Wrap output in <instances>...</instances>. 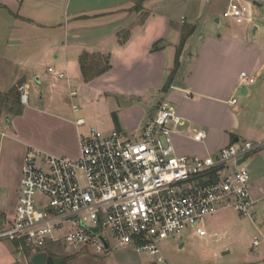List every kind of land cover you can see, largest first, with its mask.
<instances>
[{
  "label": "crops",
  "instance_id": "crops-1",
  "mask_svg": "<svg viewBox=\"0 0 264 264\" xmlns=\"http://www.w3.org/2000/svg\"><path fill=\"white\" fill-rule=\"evenodd\" d=\"M239 1L251 9L252 21L244 22L245 30L214 32L210 28L201 35L196 22L207 13L221 27L220 15L230 0H0V91L8 92L21 81L33 91L28 104H22L21 116L10 121L5 116L0 147L7 144V138L11 148L22 149L23 155L35 148L77 159L80 137L88 132L81 129L86 120L73 119L65 102L77 114L80 109L74 98L89 101L91 92L100 102L102 95L108 101L144 99L153 91L161 93L154 109L166 101L186 120L174 136L179 154L206 156L242 139L264 143V40L257 37L264 27V0ZM186 26L195 27V33L187 41L173 84L163 93ZM159 42V50L152 51ZM83 53L108 57L112 68L85 82L80 66ZM49 68L67 78L58 80ZM244 71L256 82L238 90ZM145 117L128 122L118 116L116 128L140 131ZM200 130L207 133L201 143L192 138ZM22 163L23 158L18 191ZM248 167L256 201L255 219L250 220L254 231L247 233L243 227L237 231L235 241L242 248L234 264H264V148L250 156ZM227 210L213 217L225 238L233 226L223 215ZM7 214L0 215L2 230L12 217ZM256 238L258 246L254 245ZM226 245L223 256L232 253V246ZM19 263L12 249L0 242V264Z\"/></svg>",
  "mask_w": 264,
  "mask_h": 264
},
{
  "label": "built area",
  "instance_id": "built-area-1",
  "mask_svg": "<svg viewBox=\"0 0 264 264\" xmlns=\"http://www.w3.org/2000/svg\"><path fill=\"white\" fill-rule=\"evenodd\" d=\"M224 17L237 24L252 21L250 7L239 0H230ZM48 72L58 80L67 78L53 68ZM255 82L253 75L241 72L238 90ZM29 90L19 87L23 105ZM185 122L163 101L133 138L119 128H91L80 137L77 159L28 148L17 203L0 240L18 243L15 249L29 257L50 256L52 245L75 252L91 248L97 255L108 254L113 246H131L165 264L162 243L182 240L191 230L205 238L206 217L231 209L253 221L256 201L248 159L264 143L238 141L206 156L182 155L174 136ZM192 138L201 143L207 133L195 131Z\"/></svg>",
  "mask_w": 264,
  "mask_h": 264
},
{
  "label": "rangeland",
  "instance_id": "rangeland-1",
  "mask_svg": "<svg viewBox=\"0 0 264 264\" xmlns=\"http://www.w3.org/2000/svg\"><path fill=\"white\" fill-rule=\"evenodd\" d=\"M221 27L217 25L208 14H204L202 19L196 22L201 35H205L207 29L212 28L214 32H226L228 30H245L246 23L237 24L224 17V12L220 15ZM263 26V24H260ZM250 38H254L251 29L248 30ZM260 40H264V27L260 33L257 34ZM259 84L261 81L258 82ZM258 84V85H259ZM254 87H251L253 90ZM30 95L33 94L32 89L29 90ZM161 93L158 91L149 92L144 99L140 98H122L115 97L108 101V97L102 95L98 97L100 102H97V97L91 92L89 101H79V97L74 98V104L79 106L80 111L74 114L72 105L69 101L65 102V110L70 113L73 119L75 116L84 117L86 124L81 126V129L90 131L91 128H96L103 132H110L116 128L115 117L120 116L123 121L132 122L143 115H153L156 109L155 105L160 99ZM149 114V115H148ZM5 116L0 121V126L5 123ZM5 129V128H4ZM125 133L128 137L133 138L139 134L140 131L131 130L129 127H124ZM2 127H0V141L4 139L1 136ZM87 132V133H88ZM86 133V134H87ZM84 134V135H86ZM42 138V136H40ZM45 139V138H42ZM0 147V215L13 213L16 200L18 198V179L19 168L23 158L22 149L13 150L11 143L8 142ZM242 141H244L242 139ZM256 143V142H253ZM47 152V151H46ZM68 158V157H67ZM227 219L233 224L228 237H223V229L220 225L215 224L213 217H206L202 222V228L208 233L205 238H200L193 234L194 230L185 234L182 240L167 239L162 243V252L167 259L165 264H234L235 260L240 257V247L237 237V231L243 227L246 232L254 231V227L250 219L238 215L232 210H227L224 214ZM2 216V215H1ZM2 230V229H0ZM248 233V232H247ZM216 234V236H215ZM247 241V240H246ZM242 243L243 247L247 246V242ZM5 246L13 251L14 257L20 260L19 264H30L29 255L26 251H19L15 249L13 242L9 240H0ZM112 243V242H111ZM114 244V243H112ZM183 244V246H181ZM226 244L232 246V253L227 256L222 255V250L227 247ZM113 246V245H112ZM50 253L58 258H69L68 264H158L152 258L145 254H140L131 246L125 248L115 249L114 246L108 254L97 255L91 248L82 249L75 252L71 247H64L62 245H55L50 248ZM21 253V255L18 254ZM49 253V254H50Z\"/></svg>",
  "mask_w": 264,
  "mask_h": 264
},
{
  "label": "trees",
  "instance_id": "trees-1",
  "mask_svg": "<svg viewBox=\"0 0 264 264\" xmlns=\"http://www.w3.org/2000/svg\"><path fill=\"white\" fill-rule=\"evenodd\" d=\"M195 27L186 26L182 32L181 42L177 48L176 52V60L175 66L172 72L170 73L165 86L162 89L163 93H167L170 89L171 85L173 84L176 75L180 70V60L183 54L184 48L187 44L189 38L195 33ZM161 46V42L155 44L152 48V51L159 50ZM80 66L83 78L85 82H91L92 80L102 76L106 72H108L112 67L110 64L109 58L101 57L100 55H91L89 53H83L80 57ZM22 81L13 86L8 92H1L0 91V121L3 116H6L7 120H11L13 117L21 116L23 113V105L20 102V92L19 87L22 86ZM117 124L118 119L117 117L114 118ZM16 247H18V243H14ZM26 250V246L24 245ZM50 256L55 257L54 254H50ZM60 264H68L69 258H60Z\"/></svg>",
  "mask_w": 264,
  "mask_h": 264
},
{
  "label": "water",
  "instance_id": "water-1",
  "mask_svg": "<svg viewBox=\"0 0 264 264\" xmlns=\"http://www.w3.org/2000/svg\"><path fill=\"white\" fill-rule=\"evenodd\" d=\"M217 22L219 21L217 20ZM242 90H245V88H243ZM95 232H97V230H95ZM28 261L30 264H60L61 263L60 258L48 256L46 254H40L33 257H29Z\"/></svg>",
  "mask_w": 264,
  "mask_h": 264
}]
</instances>
